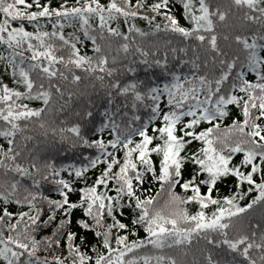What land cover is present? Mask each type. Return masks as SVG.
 <instances>
[{
  "label": "snow or ice",
  "instance_id": "1",
  "mask_svg": "<svg viewBox=\"0 0 264 264\" xmlns=\"http://www.w3.org/2000/svg\"><path fill=\"white\" fill-rule=\"evenodd\" d=\"M0 264H264V0H0Z\"/></svg>",
  "mask_w": 264,
  "mask_h": 264
}]
</instances>
